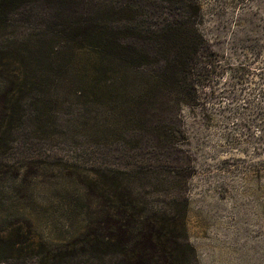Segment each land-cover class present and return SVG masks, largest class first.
<instances>
[{"label":"rangeland","instance_id":"obj_1","mask_svg":"<svg viewBox=\"0 0 264 264\" xmlns=\"http://www.w3.org/2000/svg\"><path fill=\"white\" fill-rule=\"evenodd\" d=\"M16 1L0 0V7L7 2L0 12V90L8 91V103L20 96L27 119L0 142V168L30 173L39 166L29 187L43 210L59 200L47 203L48 190L127 184L109 177L91 186L95 169L113 175L145 166L147 177L134 186L164 203L186 195L185 228L197 264H264V0H197L198 28L216 60L210 85L195 92L198 107L179 105L157 84L144 92L151 73L140 67L95 75L89 55L74 52L71 42L60 43L57 54L50 49L49 33L63 27L53 15L113 19L96 11V0H66L62 14V0H20L13 8ZM53 207L35 218L37 243L60 244L72 223Z\"/></svg>","mask_w":264,"mask_h":264},{"label":"trees","instance_id":"obj_2","mask_svg":"<svg viewBox=\"0 0 264 264\" xmlns=\"http://www.w3.org/2000/svg\"><path fill=\"white\" fill-rule=\"evenodd\" d=\"M78 1L82 5L88 2ZM18 3L20 0L10 5L14 8ZM69 8L67 1L62 0L56 9L62 14V9ZM95 8L120 24H108L107 17L80 14L64 20L62 15H53L54 23L63 27L49 33L53 42L50 49L57 54L60 43L71 42L74 52L89 55L95 75L140 67L151 73L144 82V92L157 84L171 93L179 105L198 107L195 92L205 83L210 85L216 60L198 28L197 0H96ZM5 10L7 2L0 7L1 13ZM1 92L0 100L4 101L0 122L5 119L6 124L0 129V142L5 143L17 133V124L27 115L20 96L8 103V91ZM32 167L35 169L30 173L20 172L19 166L12 171L0 168V262L15 259L16 264H197L185 228L186 195L177 194L164 203L134 186V182L147 177L145 166L113 175L106 168L95 169L91 186L104 184L109 177L115 183H127L111 191L104 187L94 191L87 186L85 190L46 191L45 201L52 205L59 197L55 207L72 223L65 225L60 244L37 243L33 236L39 228L35 218L53 206L42 210V206L35 205L39 199L29 184L36 179L39 166Z\"/></svg>","mask_w":264,"mask_h":264}]
</instances>
